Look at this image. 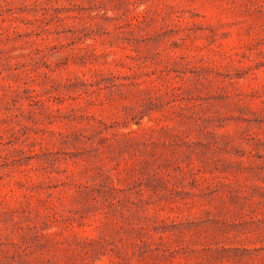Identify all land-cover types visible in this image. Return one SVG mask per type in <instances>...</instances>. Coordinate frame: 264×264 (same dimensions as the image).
Returning <instances> with one entry per match:
<instances>
[{
    "label": "rangeland",
    "instance_id": "rangeland-1",
    "mask_svg": "<svg viewBox=\"0 0 264 264\" xmlns=\"http://www.w3.org/2000/svg\"><path fill=\"white\" fill-rule=\"evenodd\" d=\"M0 264H264V0H0Z\"/></svg>",
    "mask_w": 264,
    "mask_h": 264
}]
</instances>
